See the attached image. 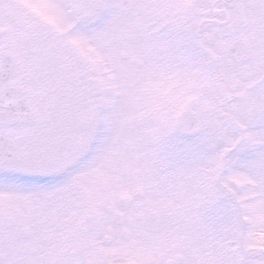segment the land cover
I'll list each match as a JSON object with an SVG mask.
<instances>
[{
    "label": "snow or ice",
    "instance_id": "snow-or-ice-1",
    "mask_svg": "<svg viewBox=\"0 0 264 264\" xmlns=\"http://www.w3.org/2000/svg\"><path fill=\"white\" fill-rule=\"evenodd\" d=\"M225 8L51 0L0 42V204L29 199L50 209L36 230L62 225L43 255L0 264H83L85 212L56 205L68 161L101 127L105 158L135 176L86 194L113 232L111 264H264V247L240 251L264 236V23L244 27ZM203 9L221 18L204 25ZM113 199L128 202L119 215L107 210ZM13 222L5 212L0 228ZM156 229L179 259L145 243Z\"/></svg>",
    "mask_w": 264,
    "mask_h": 264
},
{
    "label": "flooded vegetation",
    "instance_id": "flooded-vegetation-1",
    "mask_svg": "<svg viewBox=\"0 0 264 264\" xmlns=\"http://www.w3.org/2000/svg\"><path fill=\"white\" fill-rule=\"evenodd\" d=\"M197 2V0H191ZM200 3L214 5L220 3L227 5L224 14L229 11L240 18L244 27H259L264 23V0H198ZM51 0H0V42L11 37L12 33L19 27L22 21L27 18L40 19L46 14V5ZM221 18V13L216 9L201 10V20L204 25L216 23ZM106 133L103 127L99 128L93 137L90 138L89 145L81 148L66 165L63 173L61 185L69 182L74 185V194L79 200V211L85 212V218L91 216L87 223L85 232H90L91 248L88 249L83 244L77 249V258L83 264H111L107 259L114 251L115 238L110 227L99 224L95 219V213L87 205L86 194L107 193L117 185H131L135 182V176L127 170L122 169L113 159H106L104 156ZM237 192L244 193L246 189L242 186H234ZM74 196V197H75ZM137 199L143 197L137 193ZM73 197V198H74ZM73 200L63 201L67 208L72 205ZM126 200L113 199L107 205V210L114 215H119L126 206ZM145 243L158 246V253L165 261L169 257L179 259L176 250L168 247L163 242V233L156 229L148 232L144 236ZM84 246V247H82ZM261 246L255 244L241 243L240 251L245 255L257 254ZM29 254L33 255L31 250Z\"/></svg>",
    "mask_w": 264,
    "mask_h": 264
},
{
    "label": "rangeland",
    "instance_id": "rangeland-1",
    "mask_svg": "<svg viewBox=\"0 0 264 264\" xmlns=\"http://www.w3.org/2000/svg\"><path fill=\"white\" fill-rule=\"evenodd\" d=\"M74 193V187L72 188ZM69 196V194L66 193ZM24 198H19L16 201L10 203L6 208L3 204H0V217L3 216L5 212L8 213L10 217L13 218V224L10 225L9 230L5 233L2 228H0V259L5 257H10L12 259H20L22 256L30 255L29 248L34 246L36 248L35 254L31 255L35 257L37 255H43L53 243H55V237L53 232H59L62 229V225L58 221H53L52 223H47L46 226H42L39 230H36V222L41 220L51 219L49 206L39 205L36 208V212L27 215L22 208ZM70 200L69 198H64L63 201ZM60 206H65L58 203L56 205L57 213H64L66 210L61 209ZM76 204L73 206L75 207ZM76 209L69 208L67 212H75ZM68 219L64 220V223H68ZM23 227L29 229V236L27 238H22L20 236V230ZM90 243V241H89ZM247 244H255L256 246H261L264 244V240H251ZM87 246L86 248H90Z\"/></svg>",
    "mask_w": 264,
    "mask_h": 264
},
{
    "label": "water",
    "instance_id": "water-1",
    "mask_svg": "<svg viewBox=\"0 0 264 264\" xmlns=\"http://www.w3.org/2000/svg\"><path fill=\"white\" fill-rule=\"evenodd\" d=\"M7 59H8V61H11L12 58H11V57H8ZM25 210H26L27 212H30V211L32 210V204H31V201H28V202L25 203ZM24 231H25V229L23 230L22 233H24Z\"/></svg>",
    "mask_w": 264,
    "mask_h": 264
},
{
    "label": "bare ground",
    "instance_id": "bare-ground-1",
    "mask_svg": "<svg viewBox=\"0 0 264 264\" xmlns=\"http://www.w3.org/2000/svg\"><path fill=\"white\" fill-rule=\"evenodd\" d=\"M257 239H263L264 240V236H257Z\"/></svg>",
    "mask_w": 264,
    "mask_h": 264
}]
</instances>
